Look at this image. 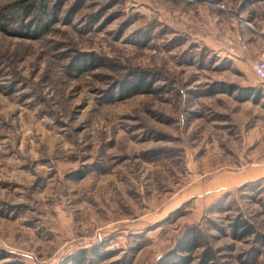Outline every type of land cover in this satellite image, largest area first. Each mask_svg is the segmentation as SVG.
<instances>
[{"label":"rangeland","instance_id":"1","mask_svg":"<svg viewBox=\"0 0 264 264\" xmlns=\"http://www.w3.org/2000/svg\"><path fill=\"white\" fill-rule=\"evenodd\" d=\"M261 57L264 0H0V264H264Z\"/></svg>","mask_w":264,"mask_h":264},{"label":"trees","instance_id":"2","mask_svg":"<svg viewBox=\"0 0 264 264\" xmlns=\"http://www.w3.org/2000/svg\"><path fill=\"white\" fill-rule=\"evenodd\" d=\"M30 5V4H29ZM33 7V5H30V6H26L25 9L26 11L28 10H31ZM41 28H46L47 29V26H40ZM30 30V29H29ZM86 67V64H84V62H81L80 61V58L79 57H75L74 60H73V64L71 66L72 69H75L77 71H82L84 70ZM146 79H143V78H139V82L137 83H134L135 81H131L129 82V84L127 85V87L123 88L125 91H128L129 88H131L132 92L133 90H135L134 92H139L138 90L142 89L144 90V92H150L151 91V83H146L145 82ZM241 225L240 224H236V227H235V230H236V233H237V230L238 228L240 227Z\"/></svg>","mask_w":264,"mask_h":264},{"label":"built area","instance_id":"3","mask_svg":"<svg viewBox=\"0 0 264 264\" xmlns=\"http://www.w3.org/2000/svg\"><path fill=\"white\" fill-rule=\"evenodd\" d=\"M253 69L256 75L255 83L264 85V57L257 58L254 61Z\"/></svg>","mask_w":264,"mask_h":264}]
</instances>
